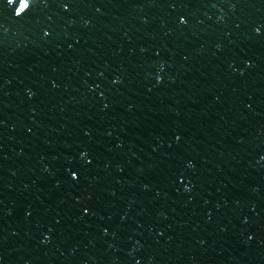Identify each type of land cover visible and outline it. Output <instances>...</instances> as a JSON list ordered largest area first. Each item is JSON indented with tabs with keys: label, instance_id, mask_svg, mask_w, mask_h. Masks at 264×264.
Listing matches in <instances>:
<instances>
[{
	"label": "water",
	"instance_id": "obj_1",
	"mask_svg": "<svg viewBox=\"0 0 264 264\" xmlns=\"http://www.w3.org/2000/svg\"><path fill=\"white\" fill-rule=\"evenodd\" d=\"M0 264H264V0H0Z\"/></svg>",
	"mask_w": 264,
	"mask_h": 264
},
{
	"label": "snow or ice",
	"instance_id": "obj_2",
	"mask_svg": "<svg viewBox=\"0 0 264 264\" xmlns=\"http://www.w3.org/2000/svg\"><path fill=\"white\" fill-rule=\"evenodd\" d=\"M10 2H11V0H7V3H10ZM64 6L67 7L68 5L65 4ZM28 7H29L28 4H23V3H22V4L20 5V9H21L22 11H20L19 14H21L24 10L28 9ZM181 19H183V18H181ZM257 31H259V29H257ZM71 175H72L73 177H76V176H77V173L73 172Z\"/></svg>",
	"mask_w": 264,
	"mask_h": 264
},
{
	"label": "clouds",
	"instance_id": "obj_3",
	"mask_svg": "<svg viewBox=\"0 0 264 264\" xmlns=\"http://www.w3.org/2000/svg\"><path fill=\"white\" fill-rule=\"evenodd\" d=\"M9 5L11 4V2L10 3H8ZM14 11V14L16 15V11L15 10H13Z\"/></svg>",
	"mask_w": 264,
	"mask_h": 264
}]
</instances>
